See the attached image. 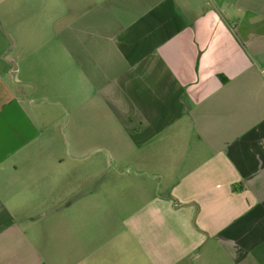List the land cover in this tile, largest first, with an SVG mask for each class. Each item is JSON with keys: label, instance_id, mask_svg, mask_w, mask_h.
Listing matches in <instances>:
<instances>
[{"label": "crops", "instance_id": "0c3cea01", "mask_svg": "<svg viewBox=\"0 0 264 264\" xmlns=\"http://www.w3.org/2000/svg\"><path fill=\"white\" fill-rule=\"evenodd\" d=\"M0 264H264V0H0Z\"/></svg>", "mask_w": 264, "mask_h": 264}, {"label": "rangeland", "instance_id": "374dc122", "mask_svg": "<svg viewBox=\"0 0 264 264\" xmlns=\"http://www.w3.org/2000/svg\"><path fill=\"white\" fill-rule=\"evenodd\" d=\"M90 145H95V144H93V143H90ZM90 150H95L94 148H92V147H90ZM93 157H97V156H93ZM97 159H99V158H97ZM100 160V159H99ZM93 161V159L92 160H90V165H91V162ZM113 164V163H112ZM123 166H127V163H124V164H122V166L121 167H123Z\"/></svg>", "mask_w": 264, "mask_h": 264}]
</instances>
